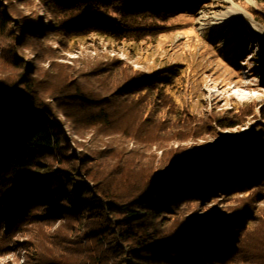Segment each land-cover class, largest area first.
<instances>
[{
    "label": "rangeland",
    "instance_id": "1",
    "mask_svg": "<svg viewBox=\"0 0 264 264\" xmlns=\"http://www.w3.org/2000/svg\"><path fill=\"white\" fill-rule=\"evenodd\" d=\"M175 1L181 8L154 33L118 40L66 26L41 0H0V19L4 11L12 23L0 26V83L21 89L24 78L31 82L69 153L37 158L27 172L42 185L45 171L76 172L89 188L126 202L155 173L184 165L192 190L159 213L158 229L169 234L191 219L217 217L216 232L224 241L230 230L234 247L222 263L260 264L264 175L222 187L234 184V169L244 180L245 159L254 155L261 154L255 167L264 174V0ZM153 75L160 87L145 88ZM213 175L227 179L213 182ZM49 204L36 200L0 225V264H96L98 222Z\"/></svg>",
    "mask_w": 264,
    "mask_h": 264
},
{
    "label": "trees",
    "instance_id": "2",
    "mask_svg": "<svg viewBox=\"0 0 264 264\" xmlns=\"http://www.w3.org/2000/svg\"><path fill=\"white\" fill-rule=\"evenodd\" d=\"M41 2L49 12L63 15L66 26L100 30L118 40H137L151 35L158 29L159 20L181 8L175 6V0ZM2 13L0 26L8 24L9 28L12 24L7 19L9 16L4 11ZM170 77L172 74L163 78ZM159 79L153 75L143 84L145 88H159L162 83ZM30 83L24 78L21 89H14L3 81L0 83V225L11 224L13 217L24 215L36 200L49 201L52 210L61 202L64 204L63 213L91 217L90 221L98 222L92 227L98 231L94 236L100 249L96 264H203L214 257L223 264L231 260L228 259L234 251L231 232L227 230L224 241L220 238V232L215 229L223 220L215 221L217 217L213 220L210 216L191 219L169 234L158 229L155 221L160 217L159 213L170 210L192 190L187 185L192 173L184 172V165L155 173L148 186L126 202L112 199L103 189L89 188L84 180L77 178L79 174L65 169L59 173L45 171L42 173L46 176L42 180L45 185L37 182L35 175L27 172L34 167L37 158L48 154L67 157L69 153L65 154L57 126L45 115L40 98L31 93ZM257 156L245 159L248 167L244 180L237 178L238 169L233 170L235 182L222 187L224 191L240 188L246 181L253 182L264 175L259 174L260 166L255 167L257 158H262L261 154ZM212 177H215L213 182L217 178L220 181L227 179L225 175ZM20 180L25 183L15 190L12 185ZM6 181L11 182V187L5 185L3 188ZM215 186L218 187L219 183L215 182ZM255 259V263L260 261L263 264L264 254L255 256Z\"/></svg>",
    "mask_w": 264,
    "mask_h": 264
}]
</instances>
